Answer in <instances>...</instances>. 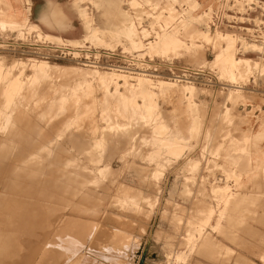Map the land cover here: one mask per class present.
Instances as JSON below:
<instances>
[{"label":"rangeland","instance_id":"1","mask_svg":"<svg viewBox=\"0 0 264 264\" xmlns=\"http://www.w3.org/2000/svg\"><path fill=\"white\" fill-rule=\"evenodd\" d=\"M116 1L113 10L120 12L121 20L104 25L112 29H101L99 15L104 8L100 0H72L84 29L77 43L61 34L54 35L60 39L55 40L32 23L0 25V59L7 63L38 60L76 67L83 73L96 69L99 74H110L112 67L83 58L96 54L99 60L96 52L103 50L115 55L108 64L125 65L129 57L148 63L120 72L126 83L121 81L109 91L97 85L81 88L76 101L70 95L65 102H56L61 92H72L73 84L67 83L66 88L50 80L51 91L45 90L55 97L52 104L47 96L52 105L48 99L38 101L29 72L20 77L21 87L13 101L6 100L4 73L0 74V179L7 197L2 198L7 204L0 206V244L13 243V251L7 253L14 264H264V134H260L264 133V77L251 74L245 91L232 100L231 86L242 85L243 80L235 83L211 64L218 48L227 44L222 38L216 42L215 33L234 36V57L251 59L259 67H264V49L245 40L239 29L211 27L216 0ZM211 3L212 8L206 10ZM29 5V0H0V20L5 21L12 9L27 12ZM194 30L208 34L211 44L167 55L156 52L161 39H187ZM67 48L74 59L59 50ZM158 63L204 73L194 83L182 82L156 74L162 72L153 71V64ZM60 79L66 83L72 76ZM162 80L168 85H159ZM28 91L34 98L30 97V103L24 98ZM148 95L154 106L151 112L145 109ZM170 143L180 150L170 152ZM14 182L15 193L9 190ZM35 186L44 187L35 192ZM126 189L129 194L124 193ZM206 240H213L216 248L205 252L201 245Z\"/></svg>","mask_w":264,"mask_h":264},{"label":"bare ground","instance_id":"2","mask_svg":"<svg viewBox=\"0 0 264 264\" xmlns=\"http://www.w3.org/2000/svg\"><path fill=\"white\" fill-rule=\"evenodd\" d=\"M196 1V0H195ZM215 1V0H214ZM196 4V3H195ZM191 6H194L195 7V5H192L191 4ZM207 9L206 10H209V9H211L212 8V3H211V5H209V7L207 6L206 7ZM13 12V13H12ZM12 12L11 13H7L6 14V20L5 21H3V20H0V25H2V26H5L6 28L7 27H16V26H18V23L19 22H21V24L22 23H24L25 24V22H27L28 24L29 23H32L30 20V17H29V13H30V9H28V11L27 12H21V11H15V10H13L12 9ZM21 13V15H19ZM33 24V26L34 27H37V25L35 24V23H32ZM68 31V27H66V26H63L62 28H60V29H58V31L57 32H59V34H64V33H66ZM96 31V30H95ZM127 33H128V35L130 36V37H132V32L131 31H128L127 30ZM40 36V35H39ZM95 35H93V37H94ZM214 36H217L218 38H216L217 40H216V42L217 41H219L221 38H222V42L224 41V42H226L227 44H226V46H225V44H222V46H225V47H219L218 48V50L215 52V55H214V58H213V61H212V63L211 64H213L215 67H219L221 70H223L224 72H226L234 81H235V83H237V81L239 82V80L240 79H242L243 80V84L242 85H236V86H231V91H232V96H231V98H232V100H233V98L236 96V95H241L240 93H242L243 91H245V87L248 85V80H249V78H250V75L251 74H255V72H257L259 75H260V77H264V67H259V65L258 64H256V63H253V61L251 60V59H247V58H244V59H236L235 57H234V53H233V47H234V43L236 42V39L234 38V36H232V35H226V36H222L221 34H218V33H215L214 34ZM188 38L187 39H185V38H182L183 40H185V41H187L188 40V44H186L182 39H180V38H178V39H175V40H173V41H170V40H168V39H161L160 40V42H159V46H158V48H157V53H160V54H164V55H167V54H169L170 52H180V51H189V50H191V49H194V47H195V45L197 44L198 46H200L201 47V45H200V43H204V44H206V45H209V44H211V40H210V36L208 35V34H202V33H199L197 30H194L192 33H189L188 34V36H187ZM46 39H47V37H45ZM52 38V37H51ZM53 39H55V38H53ZM57 39V38H56ZM55 39V40H56ZM73 39V43H77V42H74L75 41V38H72ZM214 39V38H213ZM51 40V39H50ZM57 40H60V39H57ZM63 41V40H62ZM51 42L53 43V41L51 40ZM50 42V43H51ZM131 42H132V44L134 45L135 43L133 42V40L131 39ZM215 42V43H216ZM80 43V42H79ZM220 43V42H219ZM62 44V43H61ZM221 44V43H220ZM136 45H137V43H136ZM140 45V44H139ZM214 45V44H213ZM215 45H218V44H215ZM204 46V45H203ZM212 46V45H211ZM217 47V46H216ZM211 48V47H210ZM260 49H262V48H260ZM213 51V50H212ZM262 52H264L263 50H262ZM175 53V54H176ZM213 53V52H212ZM75 58V57H74ZM84 58V57H83ZM2 59V58H1ZM0 59V74L1 73H4V75H2L3 76V80L5 81V84L3 85V87H2V92H3V95L5 96V98H6V100H10L11 101V99H13L14 98V96L16 95L17 96V92H18V89H20V77L21 76H23L26 72H29L30 74V77H31V79H32V81H33V83L35 84V86H36V91H35V93L37 92V94H35V95H37V97L35 96V95H32V96H35L37 99H38V101L39 102H41V101H43V100H47L48 99V97H50V96H48V94L49 93H47L46 91H48V90H45V88L46 89H49L50 90V80L52 81V80H57L58 81V83L59 84H61L62 83V85H65L66 86V88L68 87L66 84L67 83H72L73 85H72V92L70 91V88H69V91L71 92V93H69V95H68V93L67 94H64L63 92H61V90H60V96L59 97H57V98H55V97H53L54 95V93L52 94L53 96V98H55V101L56 102H65L66 101V99H68L67 97L68 96H70L71 95V100H79L78 99V92H79V90L82 88H91V87H93L94 85H97L98 87H100L101 89H103V90H106V91H109V89L112 87V86H115V87H117L118 85H119V82H121V81H125V77L126 76H124V75H121L120 74V72H124V71H128V69H126V70H117L115 67H112L113 68V71H112V73H110V74H99V72L98 71H96V69H95V72H82V70L80 71V70H77V69H79V68H76V67H74V68H70V67H65V66H60V65H55V64H49V63H46V62H38V60H31L30 61V64H28V62H15L14 60V62L12 61V63H7L6 61H4V60H1ZM5 59V58H4ZM30 60V59H29ZM28 60V61H29ZM9 62V61H8ZM27 63V64H26ZM80 64V63H79ZM89 64H92V63H90L89 62ZM85 65H87V64H85ZM93 65H95L94 63H93ZM87 66H89V65H87ZM84 69V68H83ZM100 69V68H99ZM88 70V69H87ZM89 70H90V68H89ZM94 70V69H93ZM114 70H116V71H119L118 73L119 74H116L117 72L116 71H114ZM15 72H17V74H14ZM116 72V73H115ZM257 74V75H258ZM139 76H143V77H147L148 75H144V74H138ZM65 76H72V79L71 80H67L66 81V83L65 82H62L61 81V79L59 80V78H62V77H65ZM225 76V75H224ZM29 77V78H30ZM150 77V76H149ZM151 77H152V75H151ZM163 77V76H162ZM228 77V76H227ZM179 79L182 81V82H188V79H186V80H183L182 78H180L179 77ZM178 79V80H179ZM178 80H175V81H178ZM145 81L148 83L150 80L148 79V78H146L145 79ZM180 81V82H181ZM160 82V81H159ZM125 83H126V81H125ZM129 83V82H128ZM176 83V82H175ZM190 83H194V82H191L190 81ZM58 84V85H59ZM57 85V86H58ZM159 85H161V86H165V85H168V82H166V81H163L162 80V82H160V84ZM61 86V85H60ZM64 86V87H65ZM63 87V86H62ZM25 89V88H24ZM30 89V88H29ZM34 89V88H33ZM51 89H53V87L51 88ZM56 90V89H55ZM113 90V89H112ZM24 91V90H23ZM51 91V90H50ZM124 91V90H123ZM29 92V91H28ZM58 92V91H57ZM56 92V93H57ZM67 92H68V90H67ZM247 92V91H246ZM22 93V92H21ZM21 93L19 94L20 96H22L21 95ZM66 93V92H65ZM176 93V92H175ZM109 95H110V93H108ZM123 94V93H122ZM125 94V93H124ZM125 95H127V94H125ZM125 95H123V96H125ZM24 96V95H23ZM48 96V97H47ZM104 96H106V95H104ZM128 96V95H127ZM244 96L245 95H243L242 97H243V101H244ZM30 92H29V94L28 93H26V95L24 96V98H26V99H29V103L32 101V100H30ZM52 97H50L51 98V102H52ZM107 97V96H106ZM129 97H130V95H129ZM21 98V97H20ZM32 98V97H31ZM147 98L150 100V102L147 104V105H145V109H146V111L147 112H151L152 111V109H153V104L151 103V100H152V95H148L147 96ZM238 98V97H237ZM247 98V97H246ZM3 99V98H2ZM17 99V98H16ZM19 99V98H18ZM17 99V100H18ZM22 99V98H21ZM32 99H34V98H32ZM37 99H36V101H37ZM57 99V100H56ZM128 98L127 97H125L124 98V100H127ZM235 99V98H234ZM20 100V99H19ZM18 100V101H19ZM59 100V101H58ZM107 100V99H106ZM116 100V99H115ZM231 100V101H232ZM240 100V99H239ZM10 101H8V102H10ZM13 101V100H12ZM11 101V102H12ZM22 101V100H21ZM23 101H24V99H23ZM22 101V102H23ZM35 101V100H34ZM33 101V102H34ZM48 101L50 102V99H48ZM74 101V102H75ZM104 101V100H103ZM238 101V100H237ZM241 101V100H240ZM10 102V103H11ZM46 102V101H45ZM45 102H44V104H45ZM49 102H47V103H49ZM51 102H50V104H51ZM55 102V103H56ZM73 102V101H72ZM78 102V101H77ZM126 102V101H125ZM28 102L26 103L27 105L29 104ZM47 103H46V105H47ZM54 103V101L52 102V104ZM121 103V102H120ZM236 103V102H235ZM35 102L33 103V105H32V107L33 106H35ZM39 104V106L37 107V108H39L40 109V103H38ZM42 104H43V102H42ZM49 104V105H50ZM51 104V105H52ZM61 104V103H60ZM128 105H130V103H127ZM17 105V104H16ZM21 105V104H20ZM24 105V104H23ZM22 105V106H23ZM27 105H25V106H27ZM50 105V106H51ZM108 105V104H107ZM106 105V106H107ZM57 106V105H56ZM55 106V107H56ZM134 106V105H133ZM140 106V105H139ZM42 107H45V105L44 106H42ZM47 107V106H46ZM132 107V106H131ZM136 107H138V104L136 105ZM36 108V107H35ZM34 108V109H35ZM61 108V107H60ZM8 109V108H7ZM31 109V108H30ZM42 109V108H41ZM40 109V110H41ZM45 109V108H44ZM47 109H48V107H47ZM53 109V108H52ZM235 109V108H234ZM48 110H50V108L48 109ZM133 110V109H132ZM10 112V111H9ZM31 112H32V110H31ZM42 113L44 112L43 110L41 111ZM41 112H39V114L41 113ZM122 112V111H121ZM5 113V112H4ZM15 113V112H14ZM35 113V112H34ZM42 113L40 114V115H42ZM44 113H46V111L44 112ZM43 113V114H44ZM50 113V112H49ZM119 113V112H118ZM126 113V112H125ZM251 113V112H250ZM20 114V113H19ZM39 114L38 115H36V116H38L39 117ZM54 114V113H53ZM24 115V114H23ZM32 115V114H31ZM47 115V114H46ZM128 115V114H127ZM43 116V115H42ZM42 116H40L41 118H42ZM116 116V115H115ZM131 116V115H130ZM6 117V116H5ZM32 117V116H31ZM39 117V118H40ZM68 117V116H67ZM44 118V117H43ZM71 118V117H70ZM10 119V118H9ZM59 119V118H58ZM128 119V118H127ZM8 120V119H7ZM23 120V119H22ZM43 121H44V119H43ZM34 123V122H33ZM45 123V122H44ZM50 123V122H49ZM49 123H45V124H49ZM54 123V122H53ZM44 124V125H45ZM15 125V124H14ZM27 125V124H26ZM56 125V124H55ZM78 125V124H77ZM264 125V124H263ZM28 126H29V124H28ZM42 126V125H41ZM47 126V125H46ZM65 126V125H64ZM199 126V125H198ZM262 126V125H261ZM9 127V126H8ZM38 127H39V125H38ZM16 128V127H15ZM28 128V127H27ZM111 128V127H110ZM124 128V127H123ZM41 129H43L42 127H41ZM41 129H40V132L42 133L43 131H45V130H43V131H41ZM46 129H47V127H46ZM48 129H50V128H48ZM53 129V128H52ZM119 129V128H118ZM27 130H29V129H27ZM262 130H264V129H262ZM18 131V130H17ZM39 130H37L36 132H38ZM49 131V130H48ZM25 133H27L28 134V131L26 132V129H25V131H24ZM46 132V131H45ZM50 132V131H49ZM49 132H47V133H49ZM52 132V131H51ZM65 132V131H64ZM44 133V132H43ZM119 133V132H118ZM26 134V135H27ZM38 134V133H37ZM207 134V133H206ZM260 134H264L263 133V131H262V133H260ZM68 136V135H67ZM72 136V135H71ZM14 137V136H13ZM254 137H256V135H254L253 136V138ZM4 138V137H3ZM67 138V137H66ZM154 139V138H153ZM16 140V139H15ZM22 140H24V139H22ZM209 140V139H208ZM259 140V139H258ZM19 141V140H18ZM248 141H249V139H248ZM253 141H255V140H253ZM30 143V142H29ZM121 143V142H120ZM155 143V142H154ZM65 144V143H64ZM175 144V143H174ZM105 145H107V144H105ZM156 145V144H155ZM13 146V145H12ZM38 146V145H37ZM58 146V145H57ZM182 146V145H181ZM30 147V146H29ZM6 148V147H5ZM25 148V147H24ZM23 148V149H24ZM28 148V147H27ZM37 148V147H36ZM183 148V147H182ZM22 149V150H23ZM26 149V148H25ZM31 149V148H30ZM33 149V148H32ZM31 149V150H32ZM63 149V148H62ZM109 149V148H108ZM116 149V148H115ZM8 150H9V147H8ZM27 150V149H26ZM48 150H49V148H48ZM178 150H180V148L179 147H177V146H174L173 145V143H170V146H169V151L170 152H172V153H176V152H178ZM19 151V150H18ZM116 151V150H115ZM11 152V151H10ZM30 152V151H29ZM182 152H183V150H182ZM25 153V152H24ZM30 154H32V153H30ZM36 154V153H35ZM52 154V153H51ZM129 154V153H128ZM222 154V153H221ZM37 155V154H36ZM45 155V154H44ZM113 155H114V153H113ZM117 155V154H116ZM126 155V154H125ZM21 156V155H20ZM29 156V155H28ZM51 156V155H50ZM49 156V157H50ZM63 156V155H62ZM106 156V155H105ZM108 156H110V157H112L110 154L108 155ZM222 156V155H221ZM248 156V155H247ZM26 157V156H25ZM29 157H31V156H29ZM29 157H27V158H29ZM33 157V156H32ZM31 157V158H32ZM104 157V156H103ZM141 157V156H140ZM43 158V157H42ZM46 159H47V157H45ZM68 158V157H67ZM107 158V157H106ZM30 159V158H29ZM132 159V158H131ZM247 159V158H246ZM108 160V159H107ZM26 161V160H25ZM31 161V160H30ZM32 161H35V160H32ZM43 161V160H42ZM45 161V160H44ZM43 161V164L45 165V162ZM110 161V160H109ZM122 161V160H121ZM125 161V160H124ZM127 161V160H126ZM131 161V160H130ZM175 161H176V159H175ZM46 162H47V160H46ZM50 162V161H49ZM59 162V161H58ZM152 162V161H151ZM168 162V161H167ZM32 163V162H31ZM33 164H34V162H33ZM54 164V163H53ZM34 165H36V164H34ZM48 165V164H47ZM59 165V164H58ZM109 165V164H108ZM108 165H106V166H108ZM32 166V164L30 165V167ZM38 165H36V167H37ZM71 166V165H70ZM69 166V167H70ZM9 167V166H8ZM28 167V166H27ZM35 167V166H34ZM42 167V166H41ZM40 167V169H42ZM45 167H46V165H45ZM44 167V168H45ZM38 168V167H37ZM81 168V167H80ZM110 168V167H109ZM47 172H49V167L47 166ZM108 169V168H107ZM4 171H5V169H4ZM20 171V170H19ZM36 171V170H35ZM116 171V170H115ZM114 171V172H115ZM119 171V170H118ZM42 172V171H41ZM102 172V171H101ZM46 173V172H45ZM54 173V172H53ZM105 173V172H104ZM47 174V173H46ZM50 174V173H49ZM49 174H47V175H49ZM76 174V173H75ZM12 175V174H11ZM45 175V174H44ZM56 175V174H55ZM4 176V175H3ZM50 176V175H49ZM117 176V175H116ZM43 177V176H42ZM46 177V176H45ZM85 177V176H84ZM114 177V176H113ZM4 178V177H3ZM13 178V177H12ZM52 178V177H51ZM86 178V177H85ZM22 179V178H21ZM38 179H40V178H38ZM42 179V178H41ZM40 179V180H41ZM73 179H74V177H73ZM10 180V179H9ZM13 180H15V179H13ZM31 180V179H30ZM35 180V179H34ZM37 180V179H36ZM45 180V179H44ZM48 180V179H47ZM133 180V179H132ZM16 181V180H15ZM49 181H51V180H49ZM49 181H47L48 183H49ZM11 182V181H10ZM24 182V181H23ZM28 182V181H27ZM46 182V181H45ZM55 182V181H54ZM4 183V180H2V178L0 179V197H1V201H2V198H3V196H5L6 197V192L3 194V191H2V188H3V184ZM11 183H13V182H11ZM15 183V182H14ZM29 183H31V182H29ZM51 183V182H50ZM16 184V183H15ZM32 184V183H31ZM40 184H44V186L46 187V185H45V183H41V181H40ZM52 184V183H51ZM50 184V185H51ZM107 184V183H106ZM109 184V183H108ZM10 185H12V186H10V188H9V190L10 189H18V187H16L17 186V184L16 185H14V184H10ZM26 185V184H25ZM48 185V184H47ZM55 185V184H54ZM57 185V184H56ZM55 185V186H56ZM97 185H98V183H97ZM19 186V185H18ZM44 186H42L41 188H43ZM59 186V185H58ZM63 186V185H62ZM62 186H60V187H62ZM7 187V186H6ZM25 187V186H24ZM29 187V186H28ZM28 187H26V188H28ZM59 187V188H60ZM22 189H23V187H21ZM20 188V190H22ZM34 187H32V189H33ZM36 186H35V192L37 191V190H39V189H41V188H37V190H36ZM50 187H48L47 188V190L49 189ZM58 188V187H57ZM63 188V187H62ZM109 188V187H108ZM223 188V187H222ZM25 189V188H24ZM31 189V188H30ZM31 189V190H32ZM56 189V188H55ZM19 190V191H20ZM26 190V189H25ZM30 190V191H31ZM47 190H45V191H47ZM127 190V189H126ZM18 191V192H19ZM52 191V190H51ZM50 191V192H51ZM90 191H92V190H90ZM200 191V190H199ZM16 192V190L14 191V193ZM23 192H24V190H23ZM40 192V191H39ZM62 192V191H61ZM126 192V194H129V192H128V190L127 191H124V193ZM11 193H13V192H11ZM29 193V192H28ZM32 193V196L34 195L33 193H34V190H33V192H31ZM38 193V192H37ZM41 193V192H40ZM131 193V192H130ZM9 194V193H8ZM20 195H22L21 193H19ZM19 194H18V197H19ZM24 194V193H23ZM26 194L27 193H25V196L24 197H26ZM36 194V193H35ZM55 194V193H54ZM133 194H135V193H133ZM204 194H205V192H204ZM203 194V195H204ZM12 195V194H11ZM14 195V194H13ZM29 195V194H28ZM38 196H39V194H37ZM59 195V194H58ZM79 195V194H78ZM9 196V195H8ZM31 196V197H32ZM37 196V197H38ZM52 196V195H51ZM56 196V195H55ZM84 196V195H83ZM207 196V195H206ZM4 197V199H6ZM12 197V196H11ZM29 197V196H28ZM28 197H26V198H28ZM34 197V196H33ZM32 197V198H33ZM36 197V196H35ZM59 197V196H58ZM129 197H131V196H129ZM30 198V197H29ZM57 198V197H56ZM64 198V197H63ZM25 199V198H24ZM37 199H39V197L37 198ZM36 199V200H37ZM124 200H125V198H123ZM122 199V200H123ZM17 200V199H16ZM22 200V199H21ZM41 200V199H40ZM75 200V199H74ZM77 200V199H76ZM235 200V199H234ZM29 201V200H28ZM127 201V200H126ZM41 202V201H40ZM72 202V201H71ZM123 202V201H122ZM15 203V202H14ZM36 203V202H35ZM2 204H3V201H2ZM6 204H7V199H6ZM22 204V203H21ZM20 204V205H21ZM37 204V203H36ZM40 204V203H39ZM47 204V203H46ZM46 204H45V206H46ZM1 205V204H0ZM18 205V204H17ZM38 205V204H37ZM72 205V204H71ZM205 205V204H204ZM16 206V205H15ZM23 206V205H22ZM40 206V205H39ZM59 206V205H58ZM134 206V205H133ZM17 207V206H16ZM41 207H43V206H41ZM9 208H10V206H9ZM125 208V207H124ZM5 209H6V206H5ZM13 210V209H12ZM20 210V209H19ZM39 210V209H38ZM49 210V209H48ZM47 210V211H48ZM203 210V209H202ZM36 211V210H35ZM41 211V210H40ZM19 212V211H18ZM24 212V211H23ZM38 212V211H37ZM201 212V211H200ZM12 213V212H11ZM31 213V212H30ZM36 213V212H35ZM43 213V212H42ZM47 213V212H46ZM49 213V212H48ZM4 214V213H3ZM25 214V213H24ZM32 214V213H31ZM108 214V213H107ZM10 215V214H9ZM20 215V214H19ZM55 215V214H54ZM11 216V215H10ZM24 216V215H23ZM29 216V215H28ZM37 215H35V217H36ZM38 216H39V214H38ZM44 216V215H43ZM50 217H52V216H50ZM55 217H56V215H55ZM41 218V217H40ZM46 218V217H45ZM53 218V217H52ZM202 218V217H201ZM24 219V218H23ZM23 219H20V220H22V222L24 221ZM28 219V218H27ZM30 219H32L31 217L29 218V220ZM29 220H27V221H29ZM37 220H38V218H37ZM41 220V219H40ZM47 221H48V219H46ZM45 220V221H46ZM31 221V220H30ZM15 222H17V221H15ZM53 222V221H52ZM78 222V221H77ZM7 223H8V221H7ZM25 223H26V221H25ZM44 224L43 225H45V222H43ZM50 223V222H49ZM34 224L37 226L38 224L34 221ZM41 224V223H40ZM54 224V223H53ZM60 224H62V223H60ZM59 224V225H60ZM66 224V223H65ZM26 225V224H25ZM24 225V226H25ZM34 225V226H35ZM43 225L41 224V225H39V226H41V227H43ZM47 225H48V223H47ZM47 225H45L44 226V228L47 226ZM89 225V224H88ZM18 226H19V223H18ZM23 226V225H22ZM23 226V227H24ZM34 226H33V229H35L34 228ZM38 226V228H40ZM53 226V225H52ZM52 226H51V229H52ZM61 226V225H60ZM22 227V228H23ZM30 227H32V226H30ZM54 227V226H53ZM20 228V227H19ZM21 228V229H22ZM25 228H27L26 226H25ZM37 228V227H36ZM47 228V227H46ZM49 228H50V226H49ZM66 228H67V226H66ZM220 228H223V225H221L220 226ZM250 228H252V227H250ZM5 229V228H4ZM14 229V228H13ZM16 229V228H15ZM32 228H29V229H27V231L28 230H30V232L31 231H33V230H31ZM20 230V229H19ZM36 230H38V229H36ZM60 230V229H59ZM78 230V229H77ZM26 231V230H25ZM44 231V233H42V235L43 234H45V232H46V230H43ZM38 232V231H37ZM32 233H34V232H32ZM24 235L26 234L25 232L23 233ZM39 234H40V232H39ZM22 235V234H21ZM42 235H40V236H42ZM53 235V234H52ZM58 236H60V234L58 235ZM56 238H58V237H56ZM126 238V237H125ZM52 240H54V239H52ZM56 240V239H55ZM61 240V239H60ZM123 241V240H122ZM67 242V241H66ZM75 242V241H74ZM19 243V242H18ZM50 243V242H49ZM91 243V242H90ZM96 243V242H95ZM19 244H21L22 245V243H19ZM55 244V243H54ZM53 244V245H54ZM1 246H0V264H14V262H15V259L13 258V256H11V254H9V253H7V252H11V251H13V247H12V245H13V243L11 242V241H8V242H5V243H2V244H0ZM41 245V244H40ZM122 245H124V243L122 244ZM204 245V246H203ZM216 245L217 244H215V242L213 241V240H206L202 245H201V248L203 247V250H205V252H208V251H210L213 247H215L216 248ZM44 246V245H43ZM51 246V245H50ZM20 247V246H19ZM25 247V246H24ZM39 247H41V246H39ZM49 247V246H48ZM201 250V249H200ZM47 251V250H46ZM97 252V251H96ZM33 253V252H32ZM48 255V254H47ZM103 255V254H102ZM16 256V255H15ZM113 256V255H112ZM262 256H264V255H262ZM18 257V256H17ZM45 257V256H44ZM108 257V256H107ZM115 257V256H114ZM86 258V257H85ZM89 258V257H88ZM27 259H29V258H27ZM80 259V258H79ZM82 259V258H81ZM103 259H105L104 257H103ZM109 259H110V256H109ZM108 259V260H109ZM89 260H91V259H89ZM107 260V261H108ZM111 260H113V258L111 257ZM110 260V261H111ZM39 261V260H38ZM114 261V260H113ZM120 261V260H119ZM48 262V261H47ZM91 262V261H90ZM97 262V261H96ZM37 263V262H36ZM53 263V262H52ZM58 263V262H57ZM18 264V263H17ZM27 264V263H26ZM35 264V263H34ZM96 264V263H95ZM120 264V263H119ZM126 264V263H125Z\"/></svg>","mask_w":264,"mask_h":264},{"label":"built area","instance_id":"3","mask_svg":"<svg viewBox=\"0 0 264 264\" xmlns=\"http://www.w3.org/2000/svg\"><path fill=\"white\" fill-rule=\"evenodd\" d=\"M211 27H213L214 30L226 28L233 30L239 29L241 32H244L245 40L258 43L261 45V48L264 49V0H216V8L212 15ZM59 50H66V54L71 56V53H69L71 51L70 49ZM100 52L101 51L96 52L99 60L95 59L96 54L92 58L89 54H85L83 57L88 56L89 59L87 61H96L98 62L97 65H102V67L105 68L115 67L117 70L138 69V63H140V65L148 64L143 60L131 57L126 59L125 65L117 66L116 62L108 64L109 58L114 59L115 55L110 51L103 50V53ZM71 58L74 59V56H71ZM79 60L84 61L86 59L79 58L78 61ZM153 66V71H157V68L162 70V72L156 73L160 76L169 75L173 79H179L180 77L183 80L188 79V81L192 82L204 73L202 69L192 70L188 68L171 67L162 63L153 64Z\"/></svg>","mask_w":264,"mask_h":264},{"label":"crops","instance_id":"4","mask_svg":"<svg viewBox=\"0 0 264 264\" xmlns=\"http://www.w3.org/2000/svg\"><path fill=\"white\" fill-rule=\"evenodd\" d=\"M29 3L30 21L44 29L47 34L59 36L60 34L57 32L58 29L66 26L68 27V31L61 36H66V38L70 39H76L80 36L83 27L80 20L77 18L79 17V14L74 9L72 0H29ZM115 3H117L116 0H100L99 5L104 8L103 12L99 15V18L103 23V26L100 27L101 29H112L104 25L110 24V22L115 18H119L121 20L122 17L120 12L118 13V11L116 12L113 10V6L116 5ZM47 36L49 37V35ZM53 36L50 37L56 38ZM2 201L0 198V204L5 205L6 199H2ZM5 236L6 235L4 234L3 237Z\"/></svg>","mask_w":264,"mask_h":264}]
</instances>
